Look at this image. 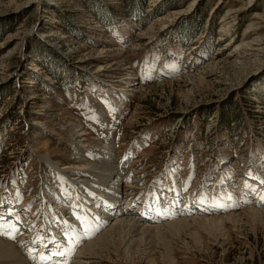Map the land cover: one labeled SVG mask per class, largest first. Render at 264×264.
Returning <instances> with one entry per match:
<instances>
[{
	"label": "rangeland",
	"instance_id": "1",
	"mask_svg": "<svg viewBox=\"0 0 264 264\" xmlns=\"http://www.w3.org/2000/svg\"><path fill=\"white\" fill-rule=\"evenodd\" d=\"M141 141L139 159L119 168L122 206L179 160V184L195 190L189 213L159 224L126 215L142 230L119 226L91 255L90 241L124 218L96 176L111 151L124 160ZM253 153H264V0H0V224L19 228L0 235L16 251L0 264H36L26 241L59 243L40 235L44 204L51 213L58 198L71 209L56 213L63 228L109 222L68 264H264V165H250ZM109 201L110 221L99 218ZM20 203L21 231L8 215Z\"/></svg>",
	"mask_w": 264,
	"mask_h": 264
},
{
	"label": "bare ground",
	"instance_id": "2",
	"mask_svg": "<svg viewBox=\"0 0 264 264\" xmlns=\"http://www.w3.org/2000/svg\"><path fill=\"white\" fill-rule=\"evenodd\" d=\"M80 131H82V130H80ZM82 137H83V134H77V135H75L74 136V139L78 142V143H81V141H80V139H82ZM112 148V147H111ZM110 151V150H109ZM76 153V155H77V157L78 158H80V155H81V157H82V153H81V151L80 152H75ZM106 163L110 166V168L108 169V168H106V167H104L103 169H102V171H100V173L96 176V178L98 179V189L100 188V189H102V190H100L99 192H100V195H105V193L103 192V191H117L116 192V194H115V204H117V205H119V206H121V198H118V196L117 195H119L120 197H121V195H122V192L120 191V189L123 187V183H124V181H123V179H121V173L122 172H120L119 170V167L118 166H114L115 164L117 165V163L115 162V160L112 158V155L110 154L109 156H108V159L106 160ZM54 168V167H53ZM55 169L57 170V172H59V173H63V175H65L66 174V169L64 170V169H60V168H57V166H55ZM69 169V168H68ZM108 172V177L107 178H105L104 176H103V173L102 172ZM95 172V171H94ZM72 180V179H71ZM73 181V180H72ZM77 182V181H76ZM72 183V182H71ZM73 184H75V183H73ZM125 184V183H124ZM90 186V185H89ZM109 194V193H108ZM111 194V193H110ZM125 194H126V192H125ZM108 196V195H107ZM107 197L105 196V199H106ZM55 199V198H54ZM75 200V199H74ZM74 203V202H73ZM116 207L114 210H115V212L114 213H119L120 215H124L123 214V210L120 208V207ZM204 206V205H203ZM216 206H218L217 204H216ZM215 206V207H216ZM221 206H222V204H221ZM223 206H226V205H223ZM217 208V207H216ZM220 208V207H219ZM210 209V208H209ZM94 209H92V211H93ZM220 210V209H219ZM255 213H258V211H254ZM175 213V212H174ZM171 215V214H170ZM126 215H124V216H122V217H124V218H122V219H120V220H118V222H116L115 224H113L112 225V227L110 228V229H106L105 231H104V234L103 235H101L100 237H98L97 239H95L96 241H90L89 243V245L87 246V248H86V251L88 252V253H90L91 255H98V254H100V253H102L103 252V250H104V248H106V246H107V243L109 242V241H111L112 239H114V237L116 236V235H118L119 234V226L120 227H129V228H136V230H142V228H143V226L142 225H139V224H137L134 220H128V221H125V220H127V218L125 217ZM116 217H121V216H116ZM178 217V216H177ZM108 220H109V218H107ZM106 219V220H107ZM133 219V218H132ZM88 221H89V219H88ZM133 221V222H132ZM11 222H13V224L14 225H12V223ZM142 222V221H141ZM101 223V222H100ZM180 223V222H179ZM15 224H17L16 222H14V221H8L6 224H4V226H5V228H9V232L11 231V230H13L11 227H9V226H14L15 227V230H18L19 228H16L17 227V225H15ZM169 224H173V223H169ZM19 225V224H18ZM106 226V225H105ZM150 227V226H149ZM152 227V226H151ZM153 228H156V226L155 227H153ZM101 229H102V225L101 224H99V223H93V225L91 226L90 224H86L85 225V229H82V230H80V233H77L76 235H75V241H74V244L73 245H75L76 247H77V245L79 244V240L80 239H84V237H87L88 235H91V234H93V233H96V232H98V231H101ZM127 230V229H126ZM145 230V229H144ZM123 231V230H122ZM148 231V230H147ZM16 232V231H15ZM125 233V232H124ZM127 233V232H126ZM109 234H111V235H109ZM120 235V234H119ZM136 235V234H135ZM133 236H134V234H133ZM63 249V251L62 252H67L68 253V250L66 251V245H64V248H61V250ZM75 249V248H74ZM9 254H11V256L12 257H14L15 256V254H16V251H15V249H12V248H8V249H6V248H4V247H1L0 246V259H4V258H6V259H8L9 257H8V255ZM86 254V253H85ZM64 256V255H63ZM11 257V258H12ZM10 258V259H11ZM10 261V260H9ZM15 263V262H14ZM52 264H55L54 262L52 263Z\"/></svg>",
	"mask_w": 264,
	"mask_h": 264
},
{
	"label": "snow or ice",
	"instance_id": "3",
	"mask_svg": "<svg viewBox=\"0 0 264 264\" xmlns=\"http://www.w3.org/2000/svg\"><path fill=\"white\" fill-rule=\"evenodd\" d=\"M262 201H264V197H262ZM13 229L12 232H9L4 225L0 224V235H9L10 238L14 239L15 235L14 232L16 231L14 226H9ZM44 238L41 237V240H43ZM56 241V237L52 238V242ZM45 247H47V245L45 244ZM64 255V253L62 251L56 250V251H52L49 255H44L43 253H41L38 257V260L40 262H43V264H47V262H49L52 259V256H62Z\"/></svg>",
	"mask_w": 264,
	"mask_h": 264
},
{
	"label": "trees",
	"instance_id": "4",
	"mask_svg": "<svg viewBox=\"0 0 264 264\" xmlns=\"http://www.w3.org/2000/svg\"><path fill=\"white\" fill-rule=\"evenodd\" d=\"M132 11H136L135 7L132 8ZM111 17H112V16H111ZM114 17H116V19H117V18H120L121 16H120L119 14H117V15L114 16ZM136 18H138V17H136ZM107 24L109 25V22H108V21H107ZM120 29H121V31L124 33L123 29H122V28H120ZM112 31H113V29H112ZM200 118H201V116H200Z\"/></svg>",
	"mask_w": 264,
	"mask_h": 264
}]
</instances>
